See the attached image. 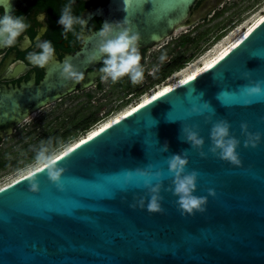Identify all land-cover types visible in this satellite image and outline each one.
<instances>
[{"label": "water", "instance_id": "water-1", "mask_svg": "<svg viewBox=\"0 0 264 264\" xmlns=\"http://www.w3.org/2000/svg\"><path fill=\"white\" fill-rule=\"evenodd\" d=\"M24 1L12 0V6ZM197 2L108 0L84 16L104 22L128 14L142 34L140 47L150 46L170 36ZM99 29L92 30L70 58L85 71L83 82L62 80L61 64L53 81L44 84L50 88L45 94L34 87L31 95L16 97L7 106L5 96L0 97V137L5 131L12 134L33 110L93 82L98 73L91 69L99 61L88 64L86 57ZM246 72L251 73L245 77ZM257 80L264 81V19L203 72L60 154L57 165L64 168L63 190L49 179L44 166L2 186L0 264H264V139L257 147H245L241 128L247 122L250 131L264 133V95L251 104L242 100L243 87ZM204 102L215 111L212 122L220 118L231 122L232 134L241 140L240 166L211 152L203 158L180 138L183 125L198 124L208 151L212 122H206L205 116L211 110L188 114L193 104L202 107ZM165 143L167 152L162 151ZM185 149L190 156L188 170L200 172L197 194L208 196L206 211L195 215H182L177 197L168 190L167 158ZM149 164L166 173L162 212L148 211L143 186L121 187L127 171ZM34 182H38L35 191L30 188ZM209 188H215V196L209 195ZM134 202L137 206L132 208Z\"/></svg>", "mask_w": 264, "mask_h": 264}, {"label": "flooded vegetation", "instance_id": "flooded-vegetation-1", "mask_svg": "<svg viewBox=\"0 0 264 264\" xmlns=\"http://www.w3.org/2000/svg\"><path fill=\"white\" fill-rule=\"evenodd\" d=\"M95 1L76 0L74 13L84 16L87 10L101 5ZM231 1L198 0L190 16L170 36L156 44L141 46V64L145 67V74L139 84L133 85L127 77L116 83L110 79L105 81L99 71L101 64H95L91 71L98 75L89 86L78 87L33 110L28 115L30 122L23 120L13 128L12 134L8 135L5 131L0 137V150L8 139L23 129L29 130L31 125L37 126L38 122L56 124L55 132H90L123 108L136 109L142 105L145 96H152L160 88L174 83L183 69L202 55L203 50L208 51L215 45L218 32L204 26L228 9ZM65 3L67 0H27L13 6L17 15L27 17L30 27L18 38L15 46L0 48V97L5 96V106L15 101L16 97L31 95L34 87L45 94L50 88L44 84L53 81L52 77L58 73L57 66L72 58L84 45L86 36L102 26V18L95 16L88 21L82 35H65L57 23L59 11ZM37 37L41 41H52L56 49L54 60L43 69L34 67L27 59L28 52L38 50L35 48ZM150 72L153 74L150 75Z\"/></svg>", "mask_w": 264, "mask_h": 264}, {"label": "clouds", "instance_id": "clouds-1", "mask_svg": "<svg viewBox=\"0 0 264 264\" xmlns=\"http://www.w3.org/2000/svg\"><path fill=\"white\" fill-rule=\"evenodd\" d=\"M75 2L76 0H67V3L59 11L57 23L61 26L65 35L68 33L82 35L88 23V18L74 13L73 5ZM125 10L127 12L126 8ZM77 26H79V32H77ZM29 27L30 23L27 21V17L16 14V10L12 6V0H0V48L15 46L18 38ZM95 35L98 36L97 42L93 50L87 54L86 60L88 64L99 61L101 64L99 71L102 73L103 80L110 79L113 83H116L127 77L133 85L141 83L145 74V67L141 64L143 57L140 51L142 34L132 24L128 14L122 20L104 21ZM35 48L38 50L28 52L27 59L34 67L43 69L54 60L56 49L52 41H41L39 37L36 39ZM160 59L163 60V56ZM154 71L155 69H153ZM153 72L149 74L151 75ZM249 73L251 72L244 73V76L246 77ZM59 77L62 80L79 84L85 80V71L70 59H65L59 67ZM195 91L196 89L193 87L191 92L194 93ZM199 95L202 97L204 93L200 92ZM222 95H227V93H222ZM261 95H264V81L257 80L243 87L242 96L245 104L253 103L254 98ZM16 104L19 105L18 101ZM205 110H211L210 114L205 116V120L206 122H212L215 111L208 102H204L202 107L193 104L188 114L204 115ZM4 115L7 117L8 114L5 113ZM30 120L31 117L26 116L24 122L28 123ZM231 128V122L224 118L212 122L210 130L211 145L208 151L204 150L206 140L200 134L198 124L183 125L180 138L187 142L191 148L199 150V154L203 158H206L208 153L211 152L232 165L240 166L242 161L238 148L241 140L232 134ZM241 128L246 136L244 140L245 147H257L264 139V133L250 131L247 122H242ZM168 150L169 146L165 143L162 146V151L167 152ZM57 160V150L51 146V141L47 143L42 141L40 147L36 150L35 161L38 165H43L48 169L49 179L63 190L62 173L64 168L57 165ZM189 162L188 149L173 153L167 158L168 174L171 176L168 190L177 197L176 204L182 215H195L197 211L204 212L208 203V196L197 194L200 172L197 169L189 171L187 168ZM165 178L166 173L162 167L158 168L156 164H149L147 167L137 168L134 172L132 170L127 171L124 174V183L121 187L133 183L137 186H143L147 190L148 211L162 212L164 211L162 206L164 197L161 193ZM30 188L34 191L37 190L38 182L32 183ZM208 193L215 196V188H209ZM136 206V202L131 204L132 208ZM139 206L141 208L145 206L144 199L139 201Z\"/></svg>", "mask_w": 264, "mask_h": 264}, {"label": "rangeland", "instance_id": "rangeland-1", "mask_svg": "<svg viewBox=\"0 0 264 264\" xmlns=\"http://www.w3.org/2000/svg\"><path fill=\"white\" fill-rule=\"evenodd\" d=\"M263 9L264 0H232L228 9L223 10L218 18L208 22L204 27L213 28L215 33L218 32L216 45L217 42L224 38L222 35L226 36L236 29H247L258 17L264 14ZM215 45H212V48ZM206 52L203 50L202 55ZM118 113L116 112L113 115L116 116ZM111 117L113 116H109L107 119ZM56 127V124L42 121L38 122L37 126L31 125L29 130L23 129L8 139L6 145L0 150V163L3 164L0 167V187L9 184L16 178L39 166L35 161V157H33L34 151L40 147L42 141L46 142V134L49 136L54 135ZM87 133L85 131L71 132L67 138L61 139L53 148L57 150L58 154Z\"/></svg>", "mask_w": 264, "mask_h": 264}, {"label": "bare ground", "instance_id": "bare-ground-1", "mask_svg": "<svg viewBox=\"0 0 264 264\" xmlns=\"http://www.w3.org/2000/svg\"><path fill=\"white\" fill-rule=\"evenodd\" d=\"M264 10V9H263ZM264 19V14H262L260 17H258L253 24H251L247 29L244 30H233L222 40L217 42V44L210 50H208L204 55L200 56L195 62L189 64L183 71L179 74V78L173 82H171L170 85L164 86L159 89L158 92L155 91V94L150 96L147 95L144 97L142 104L145 102H148L155 96L175 87L178 86L179 84H182L186 82L187 80L193 78L197 74L203 72L206 70L208 67L213 65L215 62H217L221 57H223L229 50H231L234 46H236L259 22H261ZM178 77V76H177ZM135 109V108H134ZM134 109L131 108H126L120 113H118L116 116H113L98 125H96L90 132H88L86 135L82 136L79 138L77 141H74L72 144L68 145L64 150H62L60 153L57 155L59 156L60 154H63L65 151L69 150L79 142L83 141L84 139L96 134L98 131L101 129L105 128L109 124L113 123L114 121L122 118L126 114L130 113ZM43 165H39L37 168L41 167ZM35 168V169H37ZM34 170V169H32ZM30 170L29 172H31ZM28 173V172H27ZM26 174V173H25ZM18 177V176H17ZM7 185V184H6ZM5 186V185H3ZM1 188V187H0Z\"/></svg>", "mask_w": 264, "mask_h": 264}, {"label": "trees", "instance_id": "trees-1", "mask_svg": "<svg viewBox=\"0 0 264 264\" xmlns=\"http://www.w3.org/2000/svg\"><path fill=\"white\" fill-rule=\"evenodd\" d=\"M108 0H96L95 3H100V4H105ZM69 133L71 132H55L54 135L49 136L48 134H46L45 140L47 143L48 141H51V146H55L57 143H59V141L61 139L67 138V136L69 135ZM36 155V150L34 151L33 157H35ZM3 166V164L0 163V167Z\"/></svg>", "mask_w": 264, "mask_h": 264}, {"label": "snow or ice", "instance_id": "snow-or-ice-1", "mask_svg": "<svg viewBox=\"0 0 264 264\" xmlns=\"http://www.w3.org/2000/svg\"><path fill=\"white\" fill-rule=\"evenodd\" d=\"M244 99V97L242 98V100ZM58 159H59V157H58ZM123 183H124V178H123V181H122V183H121V186L123 185Z\"/></svg>", "mask_w": 264, "mask_h": 264}]
</instances>
